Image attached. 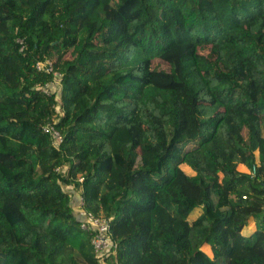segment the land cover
Here are the masks:
<instances>
[{
	"label": "trees",
	"instance_id": "obj_1",
	"mask_svg": "<svg viewBox=\"0 0 264 264\" xmlns=\"http://www.w3.org/2000/svg\"><path fill=\"white\" fill-rule=\"evenodd\" d=\"M263 119L264 0H0V264L113 262L70 190L118 264H264Z\"/></svg>",
	"mask_w": 264,
	"mask_h": 264
},
{
	"label": "built area",
	"instance_id": "obj_2",
	"mask_svg": "<svg viewBox=\"0 0 264 264\" xmlns=\"http://www.w3.org/2000/svg\"><path fill=\"white\" fill-rule=\"evenodd\" d=\"M35 68L38 72H45L47 74L51 73L56 79L60 78V75L53 70V66L50 61L38 62L35 65ZM48 85L49 84H46L45 88L43 89L45 94H49L50 92L48 90ZM57 85H59L58 81ZM43 131L50 136L53 146L57 147L62 141V137L53 125H47L43 128ZM82 205V199L78 196L77 204L74 205L73 210L77 215L81 230L87 232L91 237V245L96 259L100 263H103L106 258L112 257L113 262L111 264H118L116 261L117 246L110 235L109 219L96 217L91 212L86 211Z\"/></svg>",
	"mask_w": 264,
	"mask_h": 264
},
{
	"label": "rangeland",
	"instance_id": "obj_3",
	"mask_svg": "<svg viewBox=\"0 0 264 264\" xmlns=\"http://www.w3.org/2000/svg\"><path fill=\"white\" fill-rule=\"evenodd\" d=\"M69 60V57L67 56L66 57V61H68ZM155 64H158V62H156ZM57 81H58V83H59V85H60V81H59V79H56L55 80V82L49 87V85H48V90L49 91H59V85H57ZM56 89V90H55ZM263 122H264V119L262 120ZM238 170L239 171H241V172H247V169L244 167V166H241V165H239L238 166ZM68 190H69V188H68ZM203 251L206 253V254H208L209 256H211L210 254V250H209V248H207V247H204L203 248Z\"/></svg>",
	"mask_w": 264,
	"mask_h": 264
},
{
	"label": "crops",
	"instance_id": "obj_4",
	"mask_svg": "<svg viewBox=\"0 0 264 264\" xmlns=\"http://www.w3.org/2000/svg\"><path fill=\"white\" fill-rule=\"evenodd\" d=\"M68 191H69V190H68ZM69 192L72 194V195H71V196H72V201H73V203H74V204H73V203H72V204H73V206H74V205L77 204L78 192H77V191H73V190H72V191L70 190Z\"/></svg>",
	"mask_w": 264,
	"mask_h": 264
}]
</instances>
